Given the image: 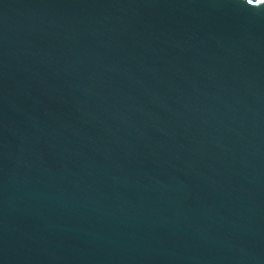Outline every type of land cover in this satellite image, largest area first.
<instances>
[{
	"label": "water",
	"instance_id": "1",
	"mask_svg": "<svg viewBox=\"0 0 264 264\" xmlns=\"http://www.w3.org/2000/svg\"><path fill=\"white\" fill-rule=\"evenodd\" d=\"M0 264H264V0H0Z\"/></svg>",
	"mask_w": 264,
	"mask_h": 264
}]
</instances>
